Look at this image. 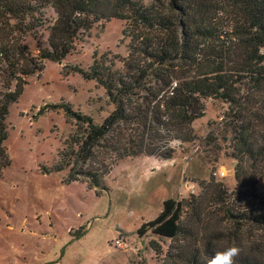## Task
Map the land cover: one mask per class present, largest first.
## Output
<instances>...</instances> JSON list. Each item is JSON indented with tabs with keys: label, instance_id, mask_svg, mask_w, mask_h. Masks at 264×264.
Segmentation results:
<instances>
[{
	"label": "rangeland",
	"instance_id": "rangeland-1",
	"mask_svg": "<svg viewBox=\"0 0 264 264\" xmlns=\"http://www.w3.org/2000/svg\"><path fill=\"white\" fill-rule=\"evenodd\" d=\"M55 17L54 8L44 9L43 25L26 37L34 55L49 46ZM126 25L121 18L96 23L65 59H45L44 70L28 76L25 91L12 104L5 141L11 163L0 175V264H162L180 245L211 255L232 246L264 254V227L244 218L229 220L227 212L264 215L263 123L254 121L252 152H244L237 138L240 115L249 118L263 94L250 83L240 85L239 105L206 98L205 114L193 122L195 140L171 141L173 157L119 158L100 190L83 179L67 180L70 167L54 170L77 121L65 108L49 105L70 104L94 123L104 121L114 104L103 86L77 70H89L94 60L123 69L131 44L123 33ZM169 197L186 203L183 219L194 229L192 237L172 240L150 228L140 234ZM197 203L202 214L196 218ZM219 229L224 239L217 238ZM118 236L126 242L123 247L115 243ZM152 239L162 253L154 250Z\"/></svg>",
	"mask_w": 264,
	"mask_h": 264
},
{
	"label": "trees",
	"instance_id": "trees-1",
	"mask_svg": "<svg viewBox=\"0 0 264 264\" xmlns=\"http://www.w3.org/2000/svg\"><path fill=\"white\" fill-rule=\"evenodd\" d=\"M149 1L0 0V175L11 163L5 144L8 115L25 91L28 76L42 72L45 59H65L96 23L112 18L127 22L123 33L131 44L124 68L94 60L89 70L77 71L106 89L114 110L96 124L70 104L49 105L65 108L77 121L55 171L70 167L67 180L83 179L100 190L103 177L119 158L142 153L173 157L171 141L195 140L193 122L205 114V99L239 105L240 85L245 82L255 93H263L259 101L255 99L257 108L249 118L240 115L237 138L244 152L255 149L254 121L264 125V0ZM49 6L56 12L49 26V46L34 55L24 41L43 25ZM185 207L186 203L167 198L162 212L143 224L139 233L150 228L172 240L192 237L194 229L183 219ZM201 210L197 203L193 215L199 217ZM227 212L229 220L244 218L264 227V215ZM223 231H217L220 240L227 236ZM151 245L162 253L157 241L152 239ZM181 247H176L174 256L168 251L162 264H201L202 257L213 255ZM235 264H264V254L240 250Z\"/></svg>",
	"mask_w": 264,
	"mask_h": 264
},
{
	"label": "clouds",
	"instance_id": "clouds-1",
	"mask_svg": "<svg viewBox=\"0 0 264 264\" xmlns=\"http://www.w3.org/2000/svg\"><path fill=\"white\" fill-rule=\"evenodd\" d=\"M264 52V49L261 50ZM240 249L236 246L228 247L221 251H216L211 257H202L201 264H235V258Z\"/></svg>",
	"mask_w": 264,
	"mask_h": 264
},
{
	"label": "built area",
	"instance_id": "built-area-1",
	"mask_svg": "<svg viewBox=\"0 0 264 264\" xmlns=\"http://www.w3.org/2000/svg\"><path fill=\"white\" fill-rule=\"evenodd\" d=\"M115 243H116L118 246H120V247H123L124 245H126V242H125L124 240H122V239L120 238V236H118V237L115 238Z\"/></svg>",
	"mask_w": 264,
	"mask_h": 264
}]
</instances>
